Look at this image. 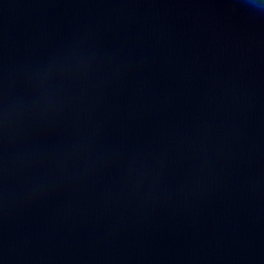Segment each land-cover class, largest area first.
Wrapping results in <instances>:
<instances>
[{"label": "water", "instance_id": "95a60500", "mask_svg": "<svg viewBox=\"0 0 264 264\" xmlns=\"http://www.w3.org/2000/svg\"><path fill=\"white\" fill-rule=\"evenodd\" d=\"M0 264H264V14L0 0Z\"/></svg>", "mask_w": 264, "mask_h": 264}, {"label": "clouds", "instance_id": "9594fccd", "mask_svg": "<svg viewBox=\"0 0 264 264\" xmlns=\"http://www.w3.org/2000/svg\"><path fill=\"white\" fill-rule=\"evenodd\" d=\"M246 5L252 12L264 14V0H246Z\"/></svg>", "mask_w": 264, "mask_h": 264}]
</instances>
